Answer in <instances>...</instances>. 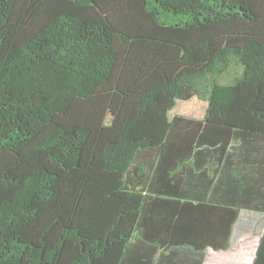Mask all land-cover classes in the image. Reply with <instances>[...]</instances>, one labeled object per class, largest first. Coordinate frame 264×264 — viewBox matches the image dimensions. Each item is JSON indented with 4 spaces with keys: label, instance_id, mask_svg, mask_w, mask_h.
I'll return each mask as SVG.
<instances>
[{
    "label": "trees",
    "instance_id": "1",
    "mask_svg": "<svg viewBox=\"0 0 264 264\" xmlns=\"http://www.w3.org/2000/svg\"><path fill=\"white\" fill-rule=\"evenodd\" d=\"M249 232L264 264V0H0V264H204Z\"/></svg>",
    "mask_w": 264,
    "mask_h": 264
},
{
    "label": "rangeland",
    "instance_id": "2",
    "mask_svg": "<svg viewBox=\"0 0 264 264\" xmlns=\"http://www.w3.org/2000/svg\"><path fill=\"white\" fill-rule=\"evenodd\" d=\"M238 68H233L227 75L219 79L221 84H228L231 80L239 74ZM206 108V102L200 101L197 98H192L187 102H178L176 107L170 113V116L179 115L189 118H202ZM258 225H256V228ZM258 242V237L252 235L247 236L240 243H235L231 251L228 252H210L207 264H249L252 259L254 247Z\"/></svg>",
    "mask_w": 264,
    "mask_h": 264
},
{
    "label": "crops",
    "instance_id": "3",
    "mask_svg": "<svg viewBox=\"0 0 264 264\" xmlns=\"http://www.w3.org/2000/svg\"><path fill=\"white\" fill-rule=\"evenodd\" d=\"M249 235H252V236H254V237H258V242L256 243V245H255V247H254V251H253V253H252V259L250 260V263L249 264H253V262H254V258H255V254H256V251H257V248H258V246H259V243H260V239H261V235H258V234H254V233H251V232H249V233H242V234H240V238L238 239V241L237 242H234L233 243V245H235V243H240L241 241H243L247 236H249ZM233 245H232V247H231V249L233 248ZM231 249L230 250H228V251H231ZM228 251H214V250H212V249H208L207 250V255H206V259H205V262H204V264H207V261H208V256H209V253L210 252H217V253H221V252H228ZM232 264H238V262H236V263H232Z\"/></svg>",
    "mask_w": 264,
    "mask_h": 264
}]
</instances>
